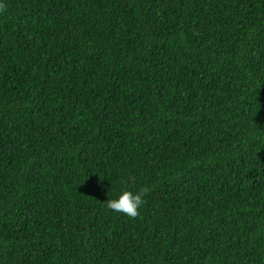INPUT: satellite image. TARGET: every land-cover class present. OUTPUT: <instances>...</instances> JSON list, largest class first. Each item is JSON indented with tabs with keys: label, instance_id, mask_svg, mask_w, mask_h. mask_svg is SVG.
Listing matches in <instances>:
<instances>
[{
	"label": "trees",
	"instance_id": "1",
	"mask_svg": "<svg viewBox=\"0 0 264 264\" xmlns=\"http://www.w3.org/2000/svg\"><path fill=\"white\" fill-rule=\"evenodd\" d=\"M0 264H264V0H0Z\"/></svg>",
	"mask_w": 264,
	"mask_h": 264
}]
</instances>
